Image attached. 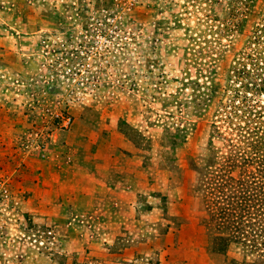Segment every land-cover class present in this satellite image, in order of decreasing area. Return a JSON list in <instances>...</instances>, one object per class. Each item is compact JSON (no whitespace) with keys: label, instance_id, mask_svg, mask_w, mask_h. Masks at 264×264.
Wrapping results in <instances>:
<instances>
[{"label":"rangeland","instance_id":"rangeland-1","mask_svg":"<svg viewBox=\"0 0 264 264\" xmlns=\"http://www.w3.org/2000/svg\"><path fill=\"white\" fill-rule=\"evenodd\" d=\"M263 127L264 0H0V264H264Z\"/></svg>","mask_w":264,"mask_h":264},{"label":"trees","instance_id":"trees-1","mask_svg":"<svg viewBox=\"0 0 264 264\" xmlns=\"http://www.w3.org/2000/svg\"><path fill=\"white\" fill-rule=\"evenodd\" d=\"M261 133H263V135H261V139L262 141L264 140V127L262 128L261 130ZM264 144V143H262ZM262 147H264V145H262ZM254 153H257V151H254ZM258 160L261 162V163H264V149L261 150V152L259 153L258 155ZM250 192V191H249ZM248 195H251V196H254V193H248ZM261 196L260 197H257V206L256 205H249L248 206V209H243L242 207H235V231H238L241 229L242 226H240L241 223H247L246 220H249V219H254L252 222L254 223V226L255 228L253 227V230L256 231V233L258 232V236L260 234V232H264V220H262V223H261V226H260V223H257L256 221L258 220H261L263 218H261L262 216L264 217V193L262 192L260 194ZM238 199H239V196H238ZM245 202H247V200H245L244 198H240L236 204L239 203V205H243L241 204L240 202H242L243 200ZM236 201V200H235ZM259 206V208H258ZM251 209V211H250ZM253 210V211H252ZM243 212V214H242ZM242 231V230H241ZM242 233H245L244 231H242ZM263 238V237H261ZM263 242V241H261ZM259 240L257 239V243H260Z\"/></svg>","mask_w":264,"mask_h":264}]
</instances>
